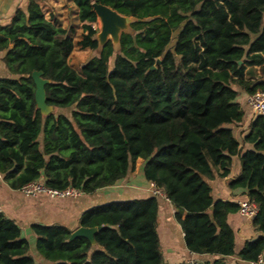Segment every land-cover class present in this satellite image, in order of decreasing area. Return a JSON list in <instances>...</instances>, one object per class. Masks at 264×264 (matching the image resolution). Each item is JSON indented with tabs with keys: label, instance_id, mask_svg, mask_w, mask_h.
Returning <instances> with one entry per match:
<instances>
[{
	"label": "trees",
	"instance_id": "1",
	"mask_svg": "<svg viewBox=\"0 0 264 264\" xmlns=\"http://www.w3.org/2000/svg\"><path fill=\"white\" fill-rule=\"evenodd\" d=\"M80 24L47 18L36 0L0 25L9 75L0 77V174L13 189L39 181L83 193L126 178L142 160L143 177L175 208L185 247L227 264L234 232L227 215L238 203L211 196L209 180L227 181L257 205L258 233L237 255L255 261L264 250V114H254L239 141V90L264 91V0H69ZM92 2L132 16L115 53L99 46ZM74 47L98 50L73 66ZM114 58L111 66L108 62ZM160 59L155 69H149ZM33 70L42 71V114L34 100ZM249 144V148H244ZM159 197L116 199L84 210L78 224L96 228L93 242L69 238L61 224L32 223L35 249L48 264H162L157 234ZM18 225L0 214V264H44L24 253Z\"/></svg>",
	"mask_w": 264,
	"mask_h": 264
},
{
	"label": "crops",
	"instance_id": "2",
	"mask_svg": "<svg viewBox=\"0 0 264 264\" xmlns=\"http://www.w3.org/2000/svg\"><path fill=\"white\" fill-rule=\"evenodd\" d=\"M27 1L0 0V25H5L10 21L16 8L25 10ZM36 1L41 6L47 18L51 20L57 19L61 25H64L66 16L73 7L69 0ZM3 55L4 51L0 50V77L9 75L2 61ZM247 97L248 95L240 90L236 97V101L240 103L244 110L243 119L232 125L233 133L239 141H242V137L247 131L248 123L253 116L247 104ZM249 147V144H244V148ZM238 170L239 159L235 155L232 157L230 172L227 176H216L208 181L211 187V196L214 200L224 199L238 202L239 200L245 199L241 188L229 189L227 186L228 179L236 175ZM149 193H152L151 182L143 177L141 164L139 173L135 172L134 174L131 172L126 178L117 180L112 185L99 188L92 193L81 192L76 197H51L45 193H38L33 196L26 195L20 189L9 187L0 174L1 213L18 225L21 237L26 240V243L22 245L23 252L30 254L36 262L44 264H48V262L35 249V235L30 229L32 223L45 225L61 224L73 231L79 227L78 218L84 210L106 201L129 199ZM157 196L159 197V205L156 230L159 237L162 264H183L184 260L190 256L206 261L212 260L214 255L196 254L185 247L183 232L179 223L174 218V206L166 197L161 195ZM227 222L234 232L235 247L232 255L224 257L226 263L249 264L250 261L242 260L237 255V252L246 239L253 238L257 235V229L252 225L251 219L241 216L238 212L229 213L227 215ZM260 256L264 260V250Z\"/></svg>",
	"mask_w": 264,
	"mask_h": 264
},
{
	"label": "water",
	"instance_id": "3",
	"mask_svg": "<svg viewBox=\"0 0 264 264\" xmlns=\"http://www.w3.org/2000/svg\"><path fill=\"white\" fill-rule=\"evenodd\" d=\"M92 9L100 21V30L96 35L99 46H102L108 39L118 45L120 33L128 30L134 18L123 15L109 6L98 2H92ZM159 63L160 59H157L155 64L149 69H155ZM31 77L35 87L34 100L36 106L42 114H48L52 111V107L45 102L44 85L47 83V80L42 77V71L40 70H33ZM100 228L101 226L96 228L79 226L71 232L69 238L83 236L93 242V234Z\"/></svg>",
	"mask_w": 264,
	"mask_h": 264
},
{
	"label": "built area",
	"instance_id": "4",
	"mask_svg": "<svg viewBox=\"0 0 264 264\" xmlns=\"http://www.w3.org/2000/svg\"><path fill=\"white\" fill-rule=\"evenodd\" d=\"M247 104L250 108V111L252 114H264V91H255L254 93L248 95L247 97ZM152 187V193L155 195H165L155 187L154 183L151 182ZM20 190L26 194V195H36L38 193H45L51 197H67L72 196L76 197L81 192L75 188L72 187H66L64 189H54V188H48L43 185V183L39 181H31L27 184H24ZM238 213L247 218L252 219V217L257 212V205L254 201L243 199L239 200L238 202ZM0 214H1V207H0ZM183 264H207L206 260L196 258L194 256H190L186 258L183 262ZM249 264H264V260L261 258V256L258 257L255 261H250Z\"/></svg>",
	"mask_w": 264,
	"mask_h": 264
},
{
	"label": "rangeland",
	"instance_id": "5",
	"mask_svg": "<svg viewBox=\"0 0 264 264\" xmlns=\"http://www.w3.org/2000/svg\"><path fill=\"white\" fill-rule=\"evenodd\" d=\"M69 24H72L73 26H75V32L72 34V37L75 39V38H77V36H78V34H79L80 30H81V28H80V24L81 23L77 20L75 14H73L72 12H69V14H67L66 21L64 23L65 26H68ZM92 25L97 29V33H98L99 30H100V21H99V19L97 18V20L95 22H93ZM97 33H96V35H97ZM113 45H114V50H115V53H116L118 45L115 44V43H113ZM97 52H98V50L79 49L78 47H74L72 52H71V54H70V56H69V58H68V61L73 66L78 67L81 63L85 62L86 60H88L89 58L94 56ZM113 58H114V54L109 59V62H108L109 66H111ZM52 111H54V113L61 112V113H64L66 115L69 114V108H55V107H52ZM140 164H142V160L141 159H137L136 162H135V167H134V170L132 171V173L135 174V172L136 173L140 172Z\"/></svg>",
	"mask_w": 264,
	"mask_h": 264
}]
</instances>
